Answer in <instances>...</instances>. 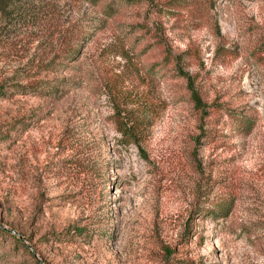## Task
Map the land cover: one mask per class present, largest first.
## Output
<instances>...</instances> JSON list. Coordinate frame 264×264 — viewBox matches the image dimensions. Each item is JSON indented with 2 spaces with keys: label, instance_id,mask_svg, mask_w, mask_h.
Returning a JSON list of instances; mask_svg holds the SVG:
<instances>
[{
  "label": "rangeland",
  "instance_id": "obj_1",
  "mask_svg": "<svg viewBox=\"0 0 264 264\" xmlns=\"http://www.w3.org/2000/svg\"><path fill=\"white\" fill-rule=\"evenodd\" d=\"M16 73L0 264H264V0H7Z\"/></svg>",
  "mask_w": 264,
  "mask_h": 264
},
{
  "label": "trees",
  "instance_id": "obj_2",
  "mask_svg": "<svg viewBox=\"0 0 264 264\" xmlns=\"http://www.w3.org/2000/svg\"><path fill=\"white\" fill-rule=\"evenodd\" d=\"M6 5H7V0H0V13H2V11L5 9ZM84 35H85V32H83L81 29L78 30L75 33V38L72 43L76 44L78 40L83 38ZM72 43L66 44L67 49L64 50L65 52L63 55L64 59L75 57L77 48H76V45ZM31 76L32 75L30 74L16 73L11 77L0 78V96L2 97L5 96L7 89H11L10 90L11 93L32 92V94H36V95H49L53 97H59L60 94L62 93L61 90L55 86L65 85V79L54 80L53 83L55 85L52 86L46 80H42L39 78H33ZM185 79H186V89L189 93V98L191 99L193 106H195L199 111L202 112V108L205 104L202 102V98L199 95L196 87L194 86L193 79L189 77V75H186ZM6 81H10L11 83H6ZM19 81H24V84H19L18 83ZM210 212L216 213V210L211 209Z\"/></svg>",
  "mask_w": 264,
  "mask_h": 264
}]
</instances>
